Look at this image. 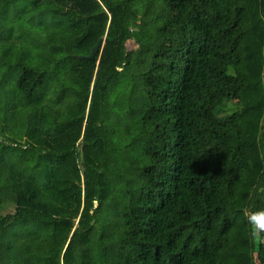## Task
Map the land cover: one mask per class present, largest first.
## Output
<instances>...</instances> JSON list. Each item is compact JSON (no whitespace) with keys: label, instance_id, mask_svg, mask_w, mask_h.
<instances>
[{"label":"trees","instance_id":"obj_1","mask_svg":"<svg viewBox=\"0 0 264 264\" xmlns=\"http://www.w3.org/2000/svg\"><path fill=\"white\" fill-rule=\"evenodd\" d=\"M0 12V264H264V0Z\"/></svg>","mask_w":264,"mask_h":264},{"label":"rangeland","instance_id":"obj_2","mask_svg":"<svg viewBox=\"0 0 264 264\" xmlns=\"http://www.w3.org/2000/svg\"><path fill=\"white\" fill-rule=\"evenodd\" d=\"M16 4H19L20 3V1H16L15 2ZM6 9H7V11L5 10V12H10V13H12V10L13 11H16V12H18L17 11V9L16 10H14V6H13V3H12V1H9V3L6 5ZM1 13V12H0ZM28 15H29V12H28ZM10 16H12V15H10ZM32 17H34V13L32 12V15H31ZM23 17V16H22ZM6 18V17H5ZM27 18H29V16H27V17H24L23 19L21 18V22H22V24L21 25H23V26H21L20 24L18 25V23L16 24V31H18V30H21V29H23V28H30L31 27V25H32V23H33V21L32 22H30V21H27V20H25V19H27ZM126 47H127V49L128 50H131V49H134V48H136V44H135V42L134 41H132V40H129V41H127L126 42ZM1 49V48H0ZM1 50H0V54H1ZM1 72V71H0ZM0 75H1V73H0ZM13 210V206L12 205H10V204H8L7 206H6V208L2 211V213H6V212H11ZM262 242H264V240H261ZM6 245V241L4 240V239H2V247H4Z\"/></svg>","mask_w":264,"mask_h":264},{"label":"clouds","instance_id":"obj_3","mask_svg":"<svg viewBox=\"0 0 264 264\" xmlns=\"http://www.w3.org/2000/svg\"><path fill=\"white\" fill-rule=\"evenodd\" d=\"M247 219L253 238L264 240V211L252 212Z\"/></svg>","mask_w":264,"mask_h":264},{"label":"water","instance_id":"obj_4","mask_svg":"<svg viewBox=\"0 0 264 264\" xmlns=\"http://www.w3.org/2000/svg\"><path fill=\"white\" fill-rule=\"evenodd\" d=\"M102 42H103V38H99L97 40V42L91 48L89 55H87V56H85V55H78L77 57H79V58H87V59L93 58L94 55L96 54V52L98 51L99 47L102 45Z\"/></svg>","mask_w":264,"mask_h":264}]
</instances>
